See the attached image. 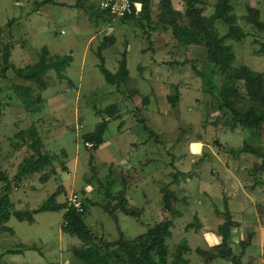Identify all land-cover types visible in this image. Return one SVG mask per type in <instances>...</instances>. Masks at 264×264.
Wrapping results in <instances>:
<instances>
[{
  "label": "rangeland",
  "instance_id": "rangeland-1",
  "mask_svg": "<svg viewBox=\"0 0 264 264\" xmlns=\"http://www.w3.org/2000/svg\"><path fill=\"white\" fill-rule=\"evenodd\" d=\"M43 1L0 0V170L12 183L10 197L14 204L11 218L4 223L9 228L0 232V264H62L69 257V242L82 245L77 236L63 232L68 199L74 193L83 198L86 222L92 228L94 243L103 251L121 237L132 240L169 221L173 233L167 239L170 262L183 246L189 264H206L200 251L219 253L224 248L221 228L228 225L229 219L243 226V242L253 240L255 233L262 237L264 125L260 137L242 127L233 133L228 130L232 129L233 118L219 109L216 94L225 90L227 73L210 63L208 45L201 35L198 42L187 44L174 32L175 26L179 32L193 29L188 3L151 1L150 19L139 24L103 12L102 0H52L41 5ZM194 1L195 7H203V15L216 12L218 0ZM231 4L230 15L236 16L238 33L243 32L241 38L224 42L235 54L232 65H247L264 74V30L247 20L248 7L252 6L259 9L264 21V0H231ZM231 28L223 20L215 22L221 36ZM103 31L114 37L113 45L104 39ZM91 34L99 38L91 49L86 48L85 57L84 48ZM104 42L111 45L102 50L106 67L117 73L126 58L128 75L137 80L129 76V81L119 87L107 83L100 69L103 61L99 46ZM44 48L49 52L45 53ZM8 50L10 68L2 75ZM57 54L72 55L73 61L62 73L51 68L43 74L49 86L45 90L37 81L20 74V70L40 67L43 57L55 65ZM241 93H245L243 86ZM234 103L241 109L253 104L241 97ZM114 106L120 112L118 109L111 116L108 110ZM105 121V140L98 144L88 135ZM152 130L159 134V140L151 135ZM224 131H228L226 135ZM198 138L213 146L201 150L200 158L178 160V154L199 151L200 144L188 145ZM88 142L94 146L90 148ZM163 142L170 147L168 150L162 148ZM34 143H39L44 153L54 152L59 158L44 172L17 178L22 162L36 155ZM246 144L259 149L263 156L242 152ZM136 148L143 151L137 159ZM205 159L211 163L209 168L202 167ZM229 160L232 175L224 171ZM64 162L67 170H63ZM115 162L125 164L120 173ZM54 169L55 173L44 182L43 175ZM218 173L223 177L216 176ZM127 177L131 179L127 181ZM137 178L141 180L131 182ZM123 181L133 183L126 193L129 213L122 208L121 197L116 196L124 187ZM6 186L7 181L0 179V195ZM60 187L63 192L57 201L67 208L37 213ZM248 194L254 199L245 205ZM168 196L175 212L167 208ZM211 204L220 208L218 213L211 211ZM105 205L112 213L104 209ZM16 211L32 213L36 222L19 220ZM205 233L217 238L219 235L222 242L208 248ZM22 244L31 248H22ZM116 249L119 245L106 251ZM115 261L110 259L118 264ZM213 264H222V260Z\"/></svg>",
  "mask_w": 264,
  "mask_h": 264
},
{
  "label": "trees",
  "instance_id": "trees-1",
  "mask_svg": "<svg viewBox=\"0 0 264 264\" xmlns=\"http://www.w3.org/2000/svg\"><path fill=\"white\" fill-rule=\"evenodd\" d=\"M52 0H44L41 4L51 2ZM143 3V11L140 15H129L122 19H133L137 23H142L144 20L150 19L151 11V1L152 0H136ZM172 1V0H171ZM188 3V14L191 18L190 27L193 29H183L182 32H179L180 29L175 26L174 32L181 38V40L187 44H192L198 42V37L200 35L204 38L208 45V60L211 64L220 67L225 70L226 75V88L220 94L213 91L215 94H219L217 100L219 109L223 111L225 115L230 114L233 118L232 129L236 130L237 127L245 128L244 130L252 131L253 135L259 136L262 126L264 125V74L262 72L255 71L249 68L247 65H242L240 67H233L232 62L235 58V54L232 52L231 45H226L224 42L228 38H241L243 32L238 33V28L235 26L234 21L236 19L235 15H230V12L233 10L231 0H218L216 12L212 16L203 15V7H195L194 0H183ZM78 5V4H77ZM170 6V5H169ZM101 10V9H100ZM249 14L247 15V20L254 24L257 28L264 30V21L260 18V11L257 8L252 6L248 7ZM105 12V11H103ZM164 17V15H162ZM161 17V19H162ZM217 20H223L226 23L232 25V28L229 33L224 36L220 35L219 30L215 29V22ZM152 21V20H151ZM154 22V21H152ZM161 22V21H160ZM153 24V23H152ZM164 25V23H161ZM165 26V25H164ZM237 28V29H236ZM115 40L114 38H112ZM108 40V38L106 39ZM111 40V39H109ZM106 42L100 47L99 55L102 58V63L100 64V69L107 81L108 84H116L118 87L122 83L126 82L128 77V69L126 58L121 62L120 68L117 73L112 72L105 65V58L103 56L102 50L106 48ZM45 53H48V48H44ZM10 56L11 51L8 50L4 55V67L1 72L2 75H5L8 69L10 68ZM73 61L72 55H58L56 56L55 65L47 63L46 57H43L40 62V67L29 68L27 72L20 70V74L30 81H37L39 87L45 90L47 88V82L43 77V74L48 69H56L58 72L67 70L66 68L71 65ZM201 73V72H200ZM242 86L244 87L245 93H241ZM49 87V86H48ZM31 88H27V91L30 92ZM244 98L248 101L253 102V104L246 108L241 109L237 104L234 103L237 98ZM29 109L33 108L29 106ZM37 108H34V111H37ZM118 107L114 106L108 110V113L112 116L114 111H117ZM108 128V122L105 121L101 123L94 133L88 135L91 139H96L98 144H102L105 140L104 134L105 130ZM151 135L157 136L159 140V134L155 131H151ZM260 137V136H259ZM39 142V141H38ZM39 143H34L33 148L35 149V156H30L26 158L19 167V172L17 178H20L23 175L32 174L34 172H44L49 166L54 163L55 159H58L59 156L54 152L41 151ZM242 152H254L257 155H262L263 153L259 149H255L250 145L246 144ZM66 154V152L64 153ZM68 165L66 162L63 163V170H67ZM54 171L46 172L42 180L47 182L52 176ZM0 179L7 181V186L5 187V192L0 195V232L7 230L9 227H5L4 223L8 221L11 216V209L14 204L11 201L10 192L12 191V183L6 177V175L0 170ZM125 188V187H124ZM63 192V187H60L56 192H54L49 201L43 204L37 213L44 211H60L65 210L67 205L65 203H59L57 201L58 195ZM121 197V205L125 212L129 213L125 208L126 199V189H123L116 194V196ZM167 208L175 212V207L170 203L171 196L166 197ZM69 208L66 211L63 223V231L69 235L77 236L81 241L82 245L75 247L73 249L74 254L81 259L84 264H112L110 262L111 258H115L118 264H189V260L184 258L183 255V246L179 247L178 250L173 254V259L170 262L168 256V244L167 239L173 236L172 231L170 230L171 221L164 222L159 224L157 227L149 230L148 233L142 234L132 240H127L124 237H121L119 241L106 245V250H109L114 245H119V249L115 251H103V247L94 243L92 228L88 225L85 219V211L80 212L74 206L70 205L68 199ZM104 209L112 213L108 205L104 206ZM177 212V210H176ZM16 216L21 221H29L30 223L35 222V218L32 213L28 215L25 212L16 211ZM237 225L232 223L229 219L227 226L221 228L223 234V243L222 250L219 253H214L211 251H203L200 253L204 255L208 262H211L215 258H235L231 243V226ZM122 235H124L122 231ZM22 248H31L29 245L22 244ZM16 252V251H10Z\"/></svg>",
  "mask_w": 264,
  "mask_h": 264
},
{
  "label": "crops",
  "instance_id": "crops-1",
  "mask_svg": "<svg viewBox=\"0 0 264 264\" xmlns=\"http://www.w3.org/2000/svg\"><path fill=\"white\" fill-rule=\"evenodd\" d=\"M152 1H155V0H152ZM42 3V2H41ZM154 3V2H153ZM83 4H85L84 3V1H83ZM42 5V4H41ZM73 5V4H72ZM74 6V5H73ZM76 7H77V5H75ZM82 9H84V5H82ZM103 34H104V39H111V42H110V44L111 45H113L115 42H116V40H113L112 38H114V37H112V36H109L108 37V35H105V32L103 31ZM97 37H98V35L97 34H91V37L90 38H88V40H87V44H86V46H85V48H84V52H83V55L86 57V55L88 54V52H85L86 51V48L88 49H91L92 47H93V42H94V40L95 39H97ZM99 38V37H98ZM103 45V43L99 46V48L101 47ZM111 45H106L105 47L107 48H109ZM106 48H104V49H106ZM103 53V52H102ZM60 54V53H59ZM61 54H63L62 52H61ZM104 56V55H103ZM120 68V67H119ZM113 72V71H112ZM131 78H133L134 80H137L135 77H133V76H131V75H128V77H127V80L129 81V79H130V77ZM126 80V81H127ZM126 83V82H125ZM122 104V103H121ZM121 104H120V106H121ZM119 109V108H118ZM119 112H120V109H119ZM215 124V123H214ZM216 125H219V122L218 123H216L215 124V126ZM239 128H237L236 130H238ZM230 132H232L233 133V131H235V130H232V129H228ZM159 132V131H158ZM227 132L228 131H224L223 133H224V135H226L227 134ZM159 133H162V132H159ZM229 135H231L230 133H228ZM199 140L198 141H194V140H190L189 141V143L190 144H188L189 145V148H190V146H192V144H194V143H198V144H200L201 145V149L202 150H205V148L208 146V147H212L209 143H207L206 141H204L202 138H198ZM220 143L222 144V143H224L223 141H220ZM163 146H165L166 147V149L167 148H170L167 144H164V142H163V144H162V148H164ZM232 146V145H231ZM233 146H235V145H233ZM199 148V151H197V152H187V151H185L184 153H182V154H178L179 155V157H178V160L179 159H181V158H183V160H186V159H188V157L189 158H200V153L202 152L201 151V149ZM136 151H135V154L136 155H134L135 156V159H137L138 157H142V155H143V151H139L138 150V148H136L135 149ZM168 150V149H167ZM197 153V154H196ZM242 154V153H241ZM216 158H219V160H220V157L219 156H215ZM134 159V160H135ZM133 160V161H134ZM131 162H133L132 160H130ZM214 161V159L212 160V162ZM222 162V161H221ZM120 162H118L117 164H116V162H115V166H116V168H117V170L119 171V173H120V171L122 170H120V168H122L121 167V165L122 164H119ZM202 163H203V166L202 167H206V168H209V166H211V163H210V161L207 159V161H206V159H205V161L204 160H202ZM190 164V163H189ZM221 164V163H220ZM226 166L228 165H230V160H229V163L227 164H225ZM122 166H124L125 167V164H123ZM183 166H184V164H183ZM191 166V165H190ZM197 166H200V164H198ZM222 167H223V165H221ZM206 168H204L202 171L204 172L205 170H206ZM232 166L230 167H224V171H226V174H228V175H232L231 173H233L232 171ZM183 170V169H182ZM184 170H186V169H184ZM187 171V170H186ZM186 171H184V172H186ZM198 170L196 169V172H197ZM224 171H222L221 173L223 174L224 173ZM188 172V171H187ZM188 174H190L189 172H188ZM234 174V173H233ZM179 175H181V174H179ZM194 176V174L192 175V177ZM216 176H222L223 177V175H221L220 173H218ZM212 178H214V177H212ZM239 178V177H238ZM119 179H120V177H118V183H119ZM127 181L128 180H130L131 179V177H127V178H125ZM199 179V177L197 178V180ZM121 180H122V178H121ZM136 180H141V178H137V179H134L133 181H131V182H138V181H136ZM196 180V181H197ZM218 181H220V179L218 180ZM131 185H133V183L131 184ZM131 185H128V184H126V182H124L123 181V186L125 187H123L121 190H123V189H127L126 190V193L128 194V187L129 186H131ZM118 191V190H117ZM125 196H127V195H125ZM254 199V197L253 196H251L250 194H248V195H246L245 196V202H243V203H245V205H248L249 203H252V200ZM190 203H191V199H190ZM203 203V201H200V203L199 204H202ZM241 203H242V201H241ZM200 206H204V203L202 204V205H200ZM210 206V205H209ZM211 206L214 208V209H212L211 211H213V212H217L218 213V209L220 210V208L218 207V208H215L214 207V205H212L211 204ZM243 212V211H242ZM241 212V215H243V213ZM238 213V212H237ZM199 214H200V212H199ZM242 220V219H241ZM35 222H36V220H35ZM35 222H33V224L35 223ZM239 225V224H238ZM238 225H234L233 227H232V230H231V243H230V245H231V247H232V251H233V254H234V257L235 258H223V257H218V258H215L214 260H212L211 262H206V264H213L214 262H216L217 260H222V264H264V233H262V237H260V234H257V233H255V238H256V234H257V238L255 239V238H253V240H251V241H245V242H243V239H245V237H243V235L241 234V228H243V226L241 227H239ZM261 229H262V227H261ZM210 229H206V230H204L205 232H208ZM64 232V231H63ZM66 233V232H65ZM67 234V233H66ZM205 236H206V244H207V246H208V248H212V247H214V245H219L222 241L220 240V236L218 235V238H217V236H214L213 237V235L211 234V233H205L204 234ZM223 240V239H222ZM80 242H69L68 243V245H67V253L69 252V257L67 258V259H65L64 261H63V263L62 264H84L82 261H81V259L80 258H78L75 254H74V252H73V249L75 248V247H79V244ZM81 246V245H80ZM213 249V248H212Z\"/></svg>",
  "mask_w": 264,
  "mask_h": 264
},
{
  "label": "built area",
  "instance_id": "built-area-1",
  "mask_svg": "<svg viewBox=\"0 0 264 264\" xmlns=\"http://www.w3.org/2000/svg\"><path fill=\"white\" fill-rule=\"evenodd\" d=\"M100 9L113 17L124 18L129 15H140L143 11V3L136 0H102ZM87 144L90 148L94 146L89 142ZM69 202L78 211H85V202L79 193L71 194Z\"/></svg>",
  "mask_w": 264,
  "mask_h": 264
},
{
  "label": "bare ground",
  "instance_id": "bare-ground-1",
  "mask_svg": "<svg viewBox=\"0 0 264 264\" xmlns=\"http://www.w3.org/2000/svg\"><path fill=\"white\" fill-rule=\"evenodd\" d=\"M193 146V145H192ZM197 147V146H196ZM200 148V147H199ZM201 149V148H200ZM199 150V149H198ZM202 150V149H201ZM197 154V153H196Z\"/></svg>",
  "mask_w": 264,
  "mask_h": 264
}]
</instances>
